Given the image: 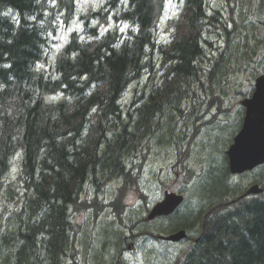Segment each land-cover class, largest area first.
<instances>
[{
	"label": "trees",
	"instance_id": "1",
	"mask_svg": "<svg viewBox=\"0 0 264 264\" xmlns=\"http://www.w3.org/2000/svg\"><path fill=\"white\" fill-rule=\"evenodd\" d=\"M167 1L98 0L80 9L79 0H0V264H75L79 242L84 264H118L123 229L135 234L143 225L140 235L159 234L123 215L126 196L138 190L132 151L164 138L180 154L189 149L208 161L192 191L197 205L162 224L192 240L172 264H264V193L218 206L241 193L221 155L224 126L212 119L190 137L179 130L185 110L198 120L213 109L225 113V96L241 94L242 75L264 74V0H182L166 21L169 41L159 43ZM147 69L156 84L133 88L129 104H120ZM109 180L116 194L106 203L98 184ZM258 183L264 186V171ZM208 204L204 217L193 210ZM88 209L91 219L110 209L111 225L79 238L73 216Z\"/></svg>",
	"mask_w": 264,
	"mask_h": 264
},
{
	"label": "rangeland",
	"instance_id": "2",
	"mask_svg": "<svg viewBox=\"0 0 264 264\" xmlns=\"http://www.w3.org/2000/svg\"><path fill=\"white\" fill-rule=\"evenodd\" d=\"M80 1V9H84L86 4H89V2H92L93 4H97L98 0H79ZM122 4H126V0H120ZM215 0H212L214 2ZM182 6V0H168L165 4L164 10H163V16L159 23L157 24V29L155 30L156 38L159 43H166L170 39V33L173 30L172 28L168 29L166 21L170 18H173L178 15L180 12ZM81 25L74 23L71 26V29L73 28H79ZM129 26L131 29V26L124 23L119 22L118 29H122L123 27ZM102 27L101 29H103ZM69 33L68 31L63 32L59 39L57 40L56 44H54V49L58 50L61 44L66 40V34ZM128 33V32H127ZM127 33L125 35H127ZM215 46V45H214ZM151 70L147 69L145 70L140 78L132 83L128 87V89L124 92L121 103H125L128 105V100L132 96L133 88L138 89L137 93L140 92L142 88H145L147 90H151L150 87L154 84H156V78L152 77V73H150ZM158 75V74H157ZM241 76H234L233 79L236 80L240 78ZM241 88L245 89L247 81L246 77L242 75L241 77ZM229 94L225 96V101L223 104L226 107L231 106V112H234L235 109H237V100L231 101L228 100ZM183 99V98H182ZM187 111V110H186ZM190 110H188L189 112ZM216 112V109H213L212 114ZM193 113L187 114V116L182 117L180 121V127L179 130H181V127L183 129V132H187L186 126H189V128H192V122H195L196 126H200L201 120L195 119L192 115ZM189 115V116H188ZM211 116L205 117L203 120H209ZM226 116V115H225ZM236 118L241 120V114H235ZM230 116L224 117H216V121L223 122L227 121V119ZM226 119V120H225ZM203 123V122H202ZM223 127V131H226L225 134L222 135V147H220L221 155H224V150L227 149L228 145L231 142V139L233 135L236 133L237 126L235 123L230 122L226 124H219ZM204 127V126H203ZM202 129V127H201ZM205 129L202 130V133H204ZM232 135V136H231ZM199 136V134H198ZM197 137V136H195ZM159 142L161 146H156L151 144L150 150L147 149H140L139 147L136 148L134 151H132V158L130 159V167L132 168L131 176L134 177L136 180V189H132L129 191L128 195L125 199V213L123 215L124 220L131 224L136 219L144 218L148 210L157 203L163 196L164 191H173V192H181L185 195L186 201L183 204V206L180 208V211L183 212L184 208L189 204L190 206L197 205L198 200L195 198V193H193V188L195 187V183L192 180L194 177L201 175L202 173L207 172L208 170V161L206 159L203 160L201 157H197L194 153H191L190 150L185 151L186 154H175V148H173L166 139H160ZM147 145V143H146ZM197 145V142L194 143V147ZM199 145V144H198ZM194 147L192 150H194ZM212 158H216L215 154H212ZM13 167L15 168L12 172V175L17 171V161L16 159L13 161ZM180 169L185 170V173L178 174L175 176V172L179 171ZM264 171V168L262 169ZM185 178H184V176ZM12 177V176H11ZM11 179V178H10ZM9 179V180H10ZM251 177H240V178H229V182L232 181V186L236 184H246ZM191 180V181H190ZM188 181V182H186ZM88 184V182H87ZM93 187V186H92ZM105 187V188H104ZM96 188V187H94ZM98 188L103 189L100 197L107 202H110L111 200H114L115 197V189L114 185L111 184L110 180L98 184ZM90 191L87 189V185L84 187L83 195H82V202L85 201L88 203V200L86 198V195H90ZM142 194V197L141 195ZM110 200V201H109ZM13 202V201H12ZM14 203V202H13ZM15 204V203H14ZM212 206L210 204L202 207L203 209H200L199 207H196L193 210H196V212H199L204 215L206 212H208L209 209ZM216 205L215 208L216 209ZM220 209V208H219ZM86 210L85 214L76 213L73 216V219L75 222L79 225L78 226V234L79 238L81 235H85L87 231H90L94 229L97 226V229H99L101 226H109L111 225L110 221L113 218V213L110 212V209H105L103 213H100L97 217L92 218L90 217L89 211ZM183 210V211H182ZM207 210V211H206ZM191 210H188L184 213L183 218L188 217V215L191 213ZM217 211V210H216ZM221 211V209H220ZM167 222L166 219H157L153 222L146 224L145 231H152L156 233H160L159 235H162L161 232H164L166 230V226L162 225L163 223ZM98 224V225H97ZM143 225L137 229L135 234H131L129 230H124V233L122 232L121 238L125 239L126 243L125 248L122 249L120 258L117 260L119 261L118 264H172L173 262L177 261V259L181 258L183 253L188 249L190 244H177L175 246L170 245L168 243H164L163 241L157 239L156 237L150 236V235H140L139 232L143 229ZM180 230V229H178ZM185 230V229H181ZM186 231V230H185ZM94 233V231L92 232ZM197 236V235H196ZM95 238V236H94ZM197 238V237H196ZM77 247L75 248V254H78L77 259L78 261L75 262L78 264H84L83 260V254L84 249L81 247L80 242L77 243ZM130 247V248H128ZM104 260L107 261V258L104 257Z\"/></svg>",
	"mask_w": 264,
	"mask_h": 264
},
{
	"label": "water",
	"instance_id": "3",
	"mask_svg": "<svg viewBox=\"0 0 264 264\" xmlns=\"http://www.w3.org/2000/svg\"><path fill=\"white\" fill-rule=\"evenodd\" d=\"M247 108L240 133L234 139V144L227 151L230 172L242 173L264 163V77L257 79L253 98L245 101ZM257 186L249 189L248 193H259ZM182 202V197L174 194L166 195L164 200L157 203L145 218L150 222L157 216L171 214ZM185 237L184 231H178L167 237V241L177 242Z\"/></svg>",
	"mask_w": 264,
	"mask_h": 264
},
{
	"label": "flooded vegetation",
	"instance_id": "4",
	"mask_svg": "<svg viewBox=\"0 0 264 264\" xmlns=\"http://www.w3.org/2000/svg\"><path fill=\"white\" fill-rule=\"evenodd\" d=\"M254 173H255V171H254ZM256 178H258V176H254V179L251 182L252 183H255L256 182ZM245 189H246V186L243 188L242 191L240 190L241 193L238 192L239 194H237V192H236L233 196H230L228 198L227 197H224L223 199H221L220 201H221L222 205H226L227 207H229V205H231V203L233 202V200L235 198H238L239 196H241L243 194V192L245 191ZM259 197H252V198L255 199V198H259ZM249 198H251V197H249ZM222 212H225V210L222 209ZM187 235H188V232H187ZM128 248H130V247H128Z\"/></svg>",
	"mask_w": 264,
	"mask_h": 264
},
{
	"label": "bare ground",
	"instance_id": "5",
	"mask_svg": "<svg viewBox=\"0 0 264 264\" xmlns=\"http://www.w3.org/2000/svg\"><path fill=\"white\" fill-rule=\"evenodd\" d=\"M121 102V101H120ZM180 231H184L185 232V236L187 235V231H185V230H181L180 229ZM164 241H167V240H165V239H163Z\"/></svg>",
	"mask_w": 264,
	"mask_h": 264
}]
</instances>
